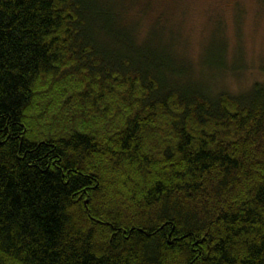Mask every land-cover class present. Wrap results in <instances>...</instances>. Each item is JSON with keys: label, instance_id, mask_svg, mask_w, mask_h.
<instances>
[{"label": "trees", "instance_id": "trees-1", "mask_svg": "<svg viewBox=\"0 0 264 264\" xmlns=\"http://www.w3.org/2000/svg\"><path fill=\"white\" fill-rule=\"evenodd\" d=\"M125 10L0 0V264H264V83L207 94Z\"/></svg>", "mask_w": 264, "mask_h": 264}, {"label": "rangeland", "instance_id": "rangeland-1", "mask_svg": "<svg viewBox=\"0 0 264 264\" xmlns=\"http://www.w3.org/2000/svg\"><path fill=\"white\" fill-rule=\"evenodd\" d=\"M110 1L127 7L139 38L155 39L152 48L172 46L188 68L185 82H207V94L239 96L264 83V0ZM217 59L226 66L206 65Z\"/></svg>", "mask_w": 264, "mask_h": 264}]
</instances>
